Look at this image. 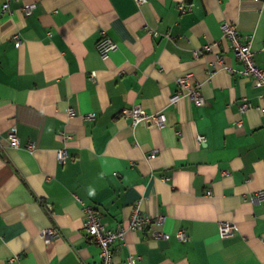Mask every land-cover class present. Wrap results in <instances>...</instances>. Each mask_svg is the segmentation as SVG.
I'll use <instances>...</instances> for the list:
<instances>
[{
    "label": "crops",
    "instance_id": "1",
    "mask_svg": "<svg viewBox=\"0 0 264 264\" xmlns=\"http://www.w3.org/2000/svg\"><path fill=\"white\" fill-rule=\"evenodd\" d=\"M5 3L0 264H101L99 246L83 229L86 205L109 228L127 222L136 205L164 217L127 231L113 244V264H126L132 253L138 264H264V200H252L264 190V85L220 66L210 75L218 56L242 68L223 39L225 21L252 37L264 68V0H0V8ZM181 4L192 10L181 13ZM25 5H35L30 14ZM103 30L118 44L107 59L97 50ZM187 74L201 83L206 105L187 97L170 104ZM136 103L164 111L168 124L133 125L122 111ZM89 113L95 118L84 119ZM12 131L19 148L9 144ZM63 148L69 159L61 164ZM223 222L237 231L221 236ZM48 228L60 236L42 237Z\"/></svg>",
    "mask_w": 264,
    "mask_h": 264
},
{
    "label": "built area",
    "instance_id": "2",
    "mask_svg": "<svg viewBox=\"0 0 264 264\" xmlns=\"http://www.w3.org/2000/svg\"><path fill=\"white\" fill-rule=\"evenodd\" d=\"M140 3L147 2V0H138ZM35 5H25L23 10L26 14H30ZM192 4H181L179 6L181 13H186L192 10ZM9 4L5 3L0 8V17L4 14L9 13ZM222 33L223 39L227 40L230 48L235 54V57L242 64V68L239 70L233 69L231 66L225 65L223 63L222 57L218 56L215 61L211 62L213 69L211 73H215L218 67H223L230 72H238L239 74L247 77H252L257 86L264 85V68L258 66L254 59V51L252 50L251 43L252 37L249 35H243L240 33L238 27L228 21L222 23ZM154 34L158 33L154 31ZM170 36V33H167ZM14 40L16 44L21 43L18 35H15ZM212 45H205L204 50H211ZM118 48V44L107 35L106 31H101V38L97 44V50L103 59L109 58L110 54ZM95 74L90 75L91 80H95ZM178 89L171 95L170 104L177 105L179 101L187 97L197 106L206 105L207 101L202 93V85L196 81H193L189 74L183 75L177 80ZM250 105L245 101L240 105V113L243 115L249 109ZM259 110L264 111V108L258 107ZM68 116L74 117L77 112L70 108L68 109ZM122 116L131 119L133 125H136L144 120H148L152 125L157 128H164L168 124V118L164 111H158L149 113L146 109L142 107L139 103L132 105L130 108H126L122 111ZM84 119L92 120L95 118L94 113H89L83 115ZM242 120L237 122V125H241ZM65 140L68 139L67 135L63 136ZM200 142H204L206 139L203 136H198ZM9 144L13 147L19 148L22 146L20 138L15 132H10L8 135ZM27 150L33 152L35 150V144L29 143L24 146ZM156 157L155 153L150 154L148 159H154ZM57 158L59 163L64 164L69 159V153L65 148L59 149L57 152ZM208 194H211L208 191ZM253 202L259 203L264 200V190L255 193L252 197ZM84 223L83 229L89 234L95 243L99 246V258L101 264H113V244L118 241H123L127 231H141L150 226L153 223L161 225L164 222V217L162 215H157L155 217H150L144 214L139 205H136L132 211L127 222H122L116 227L109 228L106 223L102 220V215L91 206H84ZM237 231V226L233 223L223 222L220 224L219 232L221 236L233 235ZM41 236L48 239H54L60 236V231L56 228L43 229L40 232ZM154 238H165L167 235L161 231H153ZM177 237L181 241L188 239L187 232L181 229ZM126 264H138V257L136 254H130L127 256Z\"/></svg>",
    "mask_w": 264,
    "mask_h": 264
}]
</instances>
